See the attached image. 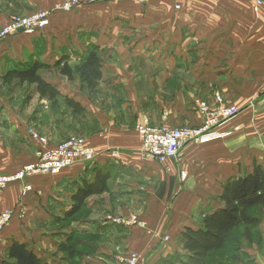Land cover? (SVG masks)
I'll return each mask as SVG.
<instances>
[{"label": "crops", "instance_id": "1", "mask_svg": "<svg viewBox=\"0 0 264 264\" xmlns=\"http://www.w3.org/2000/svg\"><path fill=\"white\" fill-rule=\"evenodd\" d=\"M38 11L52 13L50 26L0 43V79L12 70L48 65L40 74L59 96L50 101L28 84L21 85L34 88L29 97L0 95V175L35 162L39 144L30 130L46 137L50 148L82 135L97 156L57 176L0 189V214L15 211L0 234V264L8 263L13 243L47 264H119L117 255L127 251L142 254L146 264H182L176 260L187 254L185 229L200 228L204 217L222 206L223 185L257 166L264 170V5L125 0L83 3L62 12L55 11L53 0H0V29L13 16ZM91 45L102 51V79L94 91L54 68L64 57L76 67ZM216 94L241 110L235 125L216 130L220 138L183 147L168 163L172 172L167 164L142 157L136 132L141 118H150L153 126L199 128L204 118L197 103L215 102ZM98 173L109 178L108 191L91 196L79 214L69 217L73 197L94 184ZM112 213L139 215L170 242L113 225L106 221ZM258 250L243 251L252 257Z\"/></svg>", "mask_w": 264, "mask_h": 264}, {"label": "trees", "instance_id": "2", "mask_svg": "<svg viewBox=\"0 0 264 264\" xmlns=\"http://www.w3.org/2000/svg\"><path fill=\"white\" fill-rule=\"evenodd\" d=\"M70 58L64 57L54 65L59 73L72 80L79 77L83 86L94 91L102 79V51L99 46L91 45L80 56L79 64L72 67ZM51 68L40 63L34 64L26 70H12L7 72L2 80L5 83L18 81L20 84L34 85L41 97H48L53 101L59 92L40 74L41 71ZM67 105L73 107V102L65 100ZM75 112L76 106H74ZM109 178L98 173L94 184H86L73 197L74 206L69 217L79 214L87 199L91 196L108 191ZM222 206L204 217L198 229L186 228L183 233L184 250L187 252L183 264H207L209 258L228 248L229 262L243 264L248 258L243 251L245 246H259L263 239L257 232L264 223V170L261 166L255 167L250 174L239 178L229 179L222 187L220 196ZM242 230L241 238L235 236L236 231ZM255 233L256 236H255ZM235 238V239H234ZM234 243V245H233ZM7 264H47L36 254L29 251L20 243H13L8 252Z\"/></svg>", "mask_w": 264, "mask_h": 264}, {"label": "built area", "instance_id": "3", "mask_svg": "<svg viewBox=\"0 0 264 264\" xmlns=\"http://www.w3.org/2000/svg\"><path fill=\"white\" fill-rule=\"evenodd\" d=\"M108 1L125 0H54L55 11L70 12L83 3L96 4ZM141 5H146L152 0H135ZM256 6L264 5V0H253ZM51 24V13L48 11L36 12L23 17H11L8 23L0 30V43L10 36L18 33L32 35L44 30ZM214 107L205 102H198L197 107L204 118L200 128H171L167 125L153 126L144 118L137 126L141 140L140 152L144 159L158 162L162 165L178 157L181 149L192 142H208L221 137L216 132L218 128L235 119L240 114L236 105H227L223 98L215 95ZM218 105V107H217ZM114 156L118 152H113ZM37 161L24 166L20 171L9 175H0V188L10 184L24 183L28 179L37 176H57L64 170L76 164L92 162L96 156V150L83 139L70 136L60 145L54 148H40L37 152ZM167 167V166H166ZM27 191L31 190L26 186ZM14 212L7 211L0 217V231L12 220ZM106 221L117 226L131 227L137 225L136 219L126 220L107 216ZM132 263V261H131ZM136 263V262H134Z\"/></svg>", "mask_w": 264, "mask_h": 264}, {"label": "rangeland", "instance_id": "4", "mask_svg": "<svg viewBox=\"0 0 264 264\" xmlns=\"http://www.w3.org/2000/svg\"><path fill=\"white\" fill-rule=\"evenodd\" d=\"M54 1V0H53ZM57 11V10H56ZM38 12H42V11H38ZM48 12H50V11H48ZM51 13V12H50ZM17 17H23V16H21V15H16ZM51 16H52V13H51ZM13 17H15V16H13ZM10 20V19H9ZM8 23V22H7ZM6 23V24H7ZM5 24V25H6ZM4 25V26H5ZM3 26V27H4ZM2 27V28H3ZM1 28V29H2ZM0 29V30H1ZM44 75L46 76V77H48V76H50V77H52L53 76V73L50 75V74H46V73H44ZM13 82H16V81H13ZM11 83V82H10ZM4 83V82H2V80L0 79V95H5L6 93H8V94H11V96H14L16 93L18 94L19 92H21V94H22V96L21 97H25V96H27L28 95V97L33 93V87H31V86H25V87H23L22 88V86L23 85H21V84H16V83ZM5 84H9V85H5ZM16 84V85H15ZM199 102H205L207 105H209L210 107H214V104L216 103V102H209V101H206V100H201V101H199ZM224 103L225 104H227V105H233V104H231V103H228V102H225L224 101ZM13 106H14V102H13ZM217 107H218V105H217ZM240 113H241V110H240ZM240 116V114L235 118V119H233V120H231L230 121V124H232L233 122H234V120H237L238 119V117ZM144 118H147L150 122H151V120H150V118H148V117H143V118H141L140 119V121L141 120H143ZM139 121V122H140ZM139 122L137 123V125H136V132H137V134H138V130H137V126H138V124H139ZM152 123V122H151ZM234 124V123H233ZM235 125V124H234ZM168 126V125H167ZM170 127V126H169ZM171 128H177V127H171ZM180 128H182V127H180ZM188 128H192V127H188ZM200 128V127H199ZM30 134H31V136L33 137V139L35 140V142H37V144H39L38 145V148L36 149V151H35V162L37 161V152H38V150L40 149V148H44L45 146L47 147V148H50L49 147V141H48V139L46 138V137H43L42 135H40L39 133H37V132H35L34 130H30ZM139 135V134H138ZM72 136H74V137H77V138H80V139H83L87 144H89L90 145V143H89V141L87 140V138H85L84 136H82V135H78V134H74V135H71V137ZM70 137V136H69ZM68 137V138H69ZM65 141V140H64ZM63 141V142H64ZM61 144V143H60ZM60 144H58V145H60ZM189 144H191V143H189ZM57 147V146H56ZM93 147V146H92ZM140 147H141V145H140ZM94 148V147H93ZM95 149V148H94ZM170 162H173V160H169L168 161V163L170 164ZM32 163H34V162H32ZM168 163H167V167H166V170L167 171H169V172H172V169H173V167H170L169 165H168ZM28 164H30V163H27V164H25L24 166H26V165H28ZM23 166V167H24ZM22 167V168H23ZM22 168H20L18 171H20ZM18 171H16V172H14V173H17ZM14 173H10V174H14ZM9 175V174H8ZM180 176H182L181 174H180ZM183 177H185V176H183ZM182 178V177H181ZM185 179V178H184ZM10 185H12V184H10ZM10 185H8V186H6L5 188H7V187H9ZM5 188H0V189H5ZM7 211H12V212H14V214H15V211L14 210H11V209H6L5 211H3L1 214H0V217L2 216V215H5V213L7 212ZM107 216H112V217H116V218H123V219H126V220H134V219H136V222H138V224L137 225H133V226H131V227H126V228H137V229H142V230H145V231H147L148 233H150V235H152V236H154L158 241H160V243L161 244H166V243H169L170 242V236H168V235H161V234H157V233H153L152 232V230L150 229V226H149V224H148V222L147 221H145L143 218H141V217H139V215H130V216H124V215H116V214H108ZM14 217H15V215L13 216V218H12V220L14 219ZM11 220V221H12ZM10 221V222H11ZM10 224V223H9ZM8 224V225H9ZM112 224V223H111ZM7 225V226H8ZM117 226V225H116ZM120 227H124V226H120ZM5 229V228H4ZM4 229H2L1 231H0V234L2 233V231L4 230ZM242 230L240 229V230H238V231H236V233H235V236L234 237H236V235H237V238H241V236H242ZM257 232L258 233H260L261 234V238L263 239V241L261 242V245H260V247L259 246H257V245H255V246H245V245H243V249H246V247H248V248H252V249H254V251H257L258 249V251H259V254H257V252H252V257L250 256V257H248L247 259H245V261H244V263L243 264H261L260 263V260L262 261V255L264 256V254H261V249H264V223H263V225L260 227V229L259 230H257ZM256 234L257 233H255V236H256ZM235 239V238H234ZM229 246H228V248L226 249V250H224V251H222V252H219V253H215V254H213L210 258H209V260H208V262H207V264H233V263H230L229 262V255L228 254H230V252H231V250H232V248L233 247H235V246H232V243L230 242L229 244H228ZM233 245H234V243H233ZM120 251H121V249L120 248H118ZM248 252H250L249 250H247ZM179 257H178V259L176 260V262L177 263H182L183 264V262H185L186 261V258L185 257H183V255L181 256V255H178ZM231 258V257H230ZM256 258H258V261L259 262H257V260H256ZM168 260L170 259V258H167ZM131 261H132V263H131ZM117 262L119 263V264H146V262H145V259H144V257H143V255L142 254H140V253H138V252H134V251H127V252H120L118 255H117ZM134 262H136V263H134Z\"/></svg>", "mask_w": 264, "mask_h": 264}]
</instances>
